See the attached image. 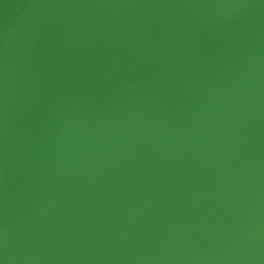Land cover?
<instances>
[{"label": "water", "instance_id": "obj_1", "mask_svg": "<svg viewBox=\"0 0 264 264\" xmlns=\"http://www.w3.org/2000/svg\"><path fill=\"white\" fill-rule=\"evenodd\" d=\"M0 264H264V0H0Z\"/></svg>", "mask_w": 264, "mask_h": 264}]
</instances>
